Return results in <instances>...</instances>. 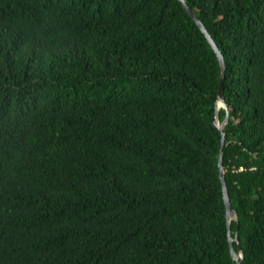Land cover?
I'll return each instance as SVG.
<instances>
[{
    "label": "trees",
    "instance_id": "trees-1",
    "mask_svg": "<svg viewBox=\"0 0 264 264\" xmlns=\"http://www.w3.org/2000/svg\"><path fill=\"white\" fill-rule=\"evenodd\" d=\"M186 1L264 264V0ZM220 78L179 0H0V264H236Z\"/></svg>",
    "mask_w": 264,
    "mask_h": 264
},
{
    "label": "water",
    "instance_id": "water-1",
    "mask_svg": "<svg viewBox=\"0 0 264 264\" xmlns=\"http://www.w3.org/2000/svg\"><path fill=\"white\" fill-rule=\"evenodd\" d=\"M184 8L186 9L187 14L193 19V21L198 25L202 33L205 35L207 41L211 45L212 49L216 53L220 66H221V78L219 83V101L217 104V112H216V125L220 129L222 135H223V149L220 156V169H221V180L223 183V190H224V199L226 204V210H227V221H228V228H229V241L231 246V252L233 260L236 262V264H242V261L245 259V254L241 245V242L239 240V233H237L236 237H233L232 228L231 225L233 222H239V215L238 212L233 208L230 192L227 184V176H226V169L224 165V147L226 144V128L230 122V111L229 106L226 101V84H225V73H226V63L224 56L222 52L220 51L219 47L216 45L215 41L213 40L212 36L207 31V28L203 24V22L199 19V17L195 14V12L192 10L190 5L187 3L186 0H179ZM224 107L227 111V118L225 121L221 122L220 119V110ZM237 243L239 247V252H237L234 248V244Z\"/></svg>",
    "mask_w": 264,
    "mask_h": 264
},
{
    "label": "bare ground",
    "instance_id": "bare-ground-1",
    "mask_svg": "<svg viewBox=\"0 0 264 264\" xmlns=\"http://www.w3.org/2000/svg\"><path fill=\"white\" fill-rule=\"evenodd\" d=\"M208 31V30H207ZM222 108H224V107H222ZM243 251H244V249H243ZM245 254V253H244Z\"/></svg>",
    "mask_w": 264,
    "mask_h": 264
}]
</instances>
